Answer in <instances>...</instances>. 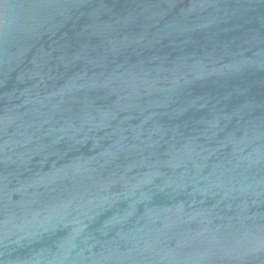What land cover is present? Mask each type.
I'll use <instances>...</instances> for the list:
<instances>
[{
	"label": "water",
	"instance_id": "water-1",
	"mask_svg": "<svg viewBox=\"0 0 264 264\" xmlns=\"http://www.w3.org/2000/svg\"><path fill=\"white\" fill-rule=\"evenodd\" d=\"M0 264H264V0H0Z\"/></svg>",
	"mask_w": 264,
	"mask_h": 264
}]
</instances>
